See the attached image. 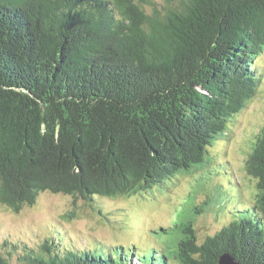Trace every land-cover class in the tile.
Returning <instances> with one entry per match:
<instances>
[{"label": "trees", "instance_id": "obj_1", "mask_svg": "<svg viewBox=\"0 0 264 264\" xmlns=\"http://www.w3.org/2000/svg\"><path fill=\"white\" fill-rule=\"evenodd\" d=\"M263 51L264 0H0V202L18 211L50 191L92 204L199 170L262 85ZM247 171L254 201L203 241L211 196L148 254L59 252L48 236L0 250V264L18 251L20 264H264V128Z\"/></svg>", "mask_w": 264, "mask_h": 264}, {"label": "rangeland", "instance_id": "obj_2", "mask_svg": "<svg viewBox=\"0 0 264 264\" xmlns=\"http://www.w3.org/2000/svg\"><path fill=\"white\" fill-rule=\"evenodd\" d=\"M254 62L262 68V85L228 122L225 137L210 146L209 163L143 193L114 199L96 195L92 204L50 191L41 192L34 204H25L18 211L0 202V250L11 251L13 243L19 251L22 245L36 248L49 236L58 242L59 252L67 249L116 256L117 247L123 246L127 251L148 254L151 246H162L159 241L172 240L173 234L157 233L161 226L172 225L184 208L209 196L221 203L216 200L196 216L198 241L228 224L235 207L253 202L258 192L256 179L247 171V159L264 128V51ZM229 182L233 185L225 187ZM165 246L168 250L167 243ZM19 251L11 264H20Z\"/></svg>", "mask_w": 264, "mask_h": 264}, {"label": "water", "instance_id": "obj_3", "mask_svg": "<svg viewBox=\"0 0 264 264\" xmlns=\"http://www.w3.org/2000/svg\"><path fill=\"white\" fill-rule=\"evenodd\" d=\"M219 264H239L235 257L230 253H224L220 259Z\"/></svg>", "mask_w": 264, "mask_h": 264}]
</instances>
